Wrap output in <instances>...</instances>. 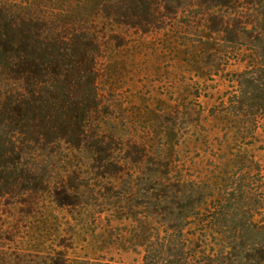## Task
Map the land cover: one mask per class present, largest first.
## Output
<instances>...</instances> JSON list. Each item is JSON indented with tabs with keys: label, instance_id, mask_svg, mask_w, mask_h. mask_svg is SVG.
<instances>
[{
	"label": "trees",
	"instance_id": "1",
	"mask_svg": "<svg viewBox=\"0 0 264 264\" xmlns=\"http://www.w3.org/2000/svg\"><path fill=\"white\" fill-rule=\"evenodd\" d=\"M55 4L0 0V206L4 212L34 211L46 198L58 208L90 205L79 183L88 171L100 188L127 181L124 176L130 174L133 185H141L142 194L150 198L154 194L149 188L165 182L155 169L161 165L150 154L155 153L154 125L149 140L132 130L123 156L109 155L115 138L108 130V101L128 64L123 51L128 27L171 31L177 57L189 49L197 53L200 48L221 51L228 44L243 46L250 39L253 43L243 51L245 68L234 79L230 105L240 110L249 107L256 127L264 119V0H56ZM193 29L202 31L199 39L186 41ZM223 118L237 122L231 111ZM140 146L148 152L137 158L135 153L143 150ZM63 147L72 152L71 165L64 171L56 166ZM172 149L168 145L164 150ZM85 150L90 156L74 167L72 162ZM261 226L257 232L264 239ZM187 242L143 239L144 264H201ZM260 245L242 258L229 255L235 247L223 246L208 255L206 264H264ZM20 257L5 264H25ZM37 264H69V258L58 251Z\"/></svg>",
	"mask_w": 264,
	"mask_h": 264
},
{
	"label": "rangeland",
	"instance_id": "2",
	"mask_svg": "<svg viewBox=\"0 0 264 264\" xmlns=\"http://www.w3.org/2000/svg\"><path fill=\"white\" fill-rule=\"evenodd\" d=\"M201 33L193 29L186 41ZM172 35L128 27L123 48L128 64L108 101V130L115 138L109 155L123 156L132 130L149 140L150 126L157 129L150 154L165 182L146 184H155L149 188L154 197L143 195L130 174L127 181L100 188L88 171L79 183L90 205L58 208L46 198L34 211L4 212L0 206V264L20 256L25 264H37L58 251L67 254L69 264H144L143 239H186L201 264L223 246L235 247L229 255L238 258L251 255L260 242L264 250L257 232L264 224V119L256 127L252 110H240L229 99L245 68L243 51L253 42L221 51L189 49L177 57ZM230 111L237 122L224 120ZM164 145L173 146L171 152L165 153ZM140 149L137 158L148 152ZM62 150L56 166L64 171L72 152ZM89 156L85 150L73 166ZM134 213L136 218L129 216Z\"/></svg>",
	"mask_w": 264,
	"mask_h": 264
}]
</instances>
